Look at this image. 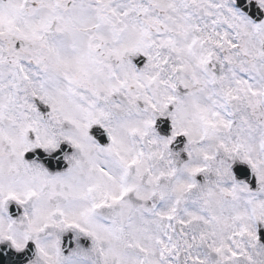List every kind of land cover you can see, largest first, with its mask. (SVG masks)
Segmentation results:
<instances>
[{
	"label": "snow or ice",
	"instance_id": "1",
	"mask_svg": "<svg viewBox=\"0 0 264 264\" xmlns=\"http://www.w3.org/2000/svg\"><path fill=\"white\" fill-rule=\"evenodd\" d=\"M0 264H264V0H0Z\"/></svg>",
	"mask_w": 264,
	"mask_h": 264
}]
</instances>
